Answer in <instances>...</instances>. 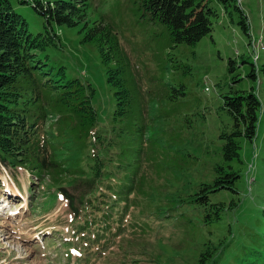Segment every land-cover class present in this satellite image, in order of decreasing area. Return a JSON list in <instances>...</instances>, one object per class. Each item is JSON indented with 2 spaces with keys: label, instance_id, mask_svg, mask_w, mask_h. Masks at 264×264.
Instances as JSON below:
<instances>
[{
  "label": "rangeland",
  "instance_id": "1",
  "mask_svg": "<svg viewBox=\"0 0 264 264\" xmlns=\"http://www.w3.org/2000/svg\"><path fill=\"white\" fill-rule=\"evenodd\" d=\"M88 1L89 21L102 19L121 43L126 56L122 75L135 98L138 118L121 123L119 146L125 156L115 171L121 181H114L112 189L121 188L123 194L103 192L112 205H101L106 221L100 213L84 214L91 225L77 232L84 217L80 212V219H74L60 186L25 167L0 163V264H199L200 253L210 247L205 264H255L254 252L262 249L255 242L254 219L264 199V83L258 69L256 80L247 74L251 64L264 61L262 0H238L248 34L236 24V15L231 21L213 1L212 31L194 45L173 44L167 27L151 20L138 0ZM14 8L33 34L45 33L43 18L30 4L14 3ZM80 27L52 24L58 40L34 53L45 68L55 72L63 67L64 78L94 88L97 125L110 136L120 125L111 123L115 89L107 82L96 45L82 40ZM229 59L235 62L232 72ZM251 86L261 107L254 138L240 139L241 162L230 161L240 172L237 192H208L210 203L222 201L226 208L220 221L205 223L203 207L187 202V195L210 183L215 166L224 163L218 135L230 128L231 117L223 96ZM56 118L48 115L45 128ZM246 173L254 176L249 187ZM85 191L67 189L79 210L97 209L102 195L87 204L91 195L82 196Z\"/></svg>",
  "mask_w": 264,
  "mask_h": 264
},
{
  "label": "trees",
  "instance_id": "2",
  "mask_svg": "<svg viewBox=\"0 0 264 264\" xmlns=\"http://www.w3.org/2000/svg\"><path fill=\"white\" fill-rule=\"evenodd\" d=\"M138 1L151 20L167 27L173 44L194 45L212 31L211 18L217 15L213 1L231 21L236 15V24L245 34L249 32L247 16L238 0ZM262 2L264 5V0ZM14 3L30 4L43 18L45 33L33 34L24 16L15 11ZM88 6V0H0V163L11 168L25 167L39 179L60 186L68 198L74 219H80V212L84 217L83 224L77 225V232H83L91 225L84 214L97 216L100 213L101 219L106 221L108 213H104L101 205H108L110 209L112 205L104 200L103 192L123 194L121 188L112 190L114 181H121L122 175L119 173L117 179L115 171L122 167L121 157L125 156L119 146V137L124 130L121 123L135 121L137 117L133 111L134 94L122 75L126 56L121 43L102 19L89 21ZM52 24L68 27L81 24L82 40L96 45L101 63L106 67L107 82L115 89L111 123L116 126L119 122L120 125L112 135L107 136L98 128L97 112L92 105L94 88L76 78H64L63 67H58L55 72L52 68H45L46 62L43 63L34 53L58 40ZM260 41L262 39L258 42L263 47ZM251 42L255 41L252 39ZM253 57L256 62L259 58L257 50ZM228 64V71L232 72L235 62L229 59ZM257 69L264 83V61L258 67L251 64L247 76L256 80ZM223 105L231 117L230 128L218 135L222 139L220 149L224 163L215 166V176L210 183L200 184L199 189L188 194L186 199L203 207L205 223L220 221L226 208L222 201L210 203L208 192L222 189L237 192L235 183L240 172L230 161L241 162V138L249 141L254 138L261 102L251 86L249 90L224 95ZM140 107L144 110L143 106ZM48 115L57 118L46 129L43 124ZM251 169L252 166L248 172L251 173ZM246 178L249 187L254 176L247 174ZM68 188L80 192L85 188L82 196L91 195L86 197L87 204L95 202L97 194L102 195L99 207L90 211L83 206L79 210L74 203L76 198L68 194ZM80 204H83L82 198ZM230 204L235 206L237 203L231 200ZM255 220L258 221L255 242L262 247L254 252L255 264H264V199ZM212 250L210 247L200 253L199 264L206 263Z\"/></svg>",
  "mask_w": 264,
  "mask_h": 264
},
{
  "label": "bare ground",
  "instance_id": "3",
  "mask_svg": "<svg viewBox=\"0 0 264 264\" xmlns=\"http://www.w3.org/2000/svg\"><path fill=\"white\" fill-rule=\"evenodd\" d=\"M13 194L15 193V194H17L18 192H19V189L15 186V188L13 189Z\"/></svg>",
  "mask_w": 264,
  "mask_h": 264
}]
</instances>
